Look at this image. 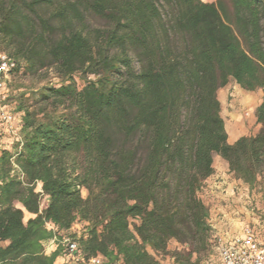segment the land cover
<instances>
[{
	"label": "trees",
	"instance_id": "trees-1",
	"mask_svg": "<svg viewBox=\"0 0 264 264\" xmlns=\"http://www.w3.org/2000/svg\"><path fill=\"white\" fill-rule=\"evenodd\" d=\"M230 2L0 0L11 75L61 78L20 94L0 147V264H57L63 246L46 247L65 233L111 264H163L171 240L187 246L174 264L212 252L214 156L250 187L264 175V0ZM231 80L263 90L259 132L233 144L218 96Z\"/></svg>",
	"mask_w": 264,
	"mask_h": 264
},
{
	"label": "rangeland",
	"instance_id": "rangeland-1",
	"mask_svg": "<svg viewBox=\"0 0 264 264\" xmlns=\"http://www.w3.org/2000/svg\"><path fill=\"white\" fill-rule=\"evenodd\" d=\"M205 2H215L222 1L226 7L228 14L231 15L232 5L230 0H203ZM5 52V50L0 48V53ZM77 82L79 86H83L84 82L81 80L79 75H76ZM61 83V78L56 74L53 68H44L39 73L35 75L24 74L20 72L15 76H11L8 81V92H9V103L13 110L17 111V107L20 103V94L26 92L27 95L37 92L39 89L47 85L58 86ZM225 90V98L223 100L222 106V116L225 122L230 124H238L241 128V134L243 135H254L260 130L257 129V125L261 127L256 118V108L261 103L263 98V90L257 89L255 91H249L241 88L234 80H231L225 87L221 88V91ZM254 98L253 101L249 102V97ZM248 99V100H247ZM22 116V115H21ZM231 130V129H230ZM17 137L16 134L10 133L8 130H0V147H12L14 139ZM40 188V186H38ZM207 188V187H206ZM256 195V201H253L254 205H249L250 208H255V213L260 212L257 210L258 206L263 205L264 200V175L260 176L258 181L251 187ZM206 190H204L205 192ZM204 193H202L203 195ZM86 195V192H83ZM206 195V192H205ZM47 204V198L44 196L42 199L41 206L44 207ZM29 214H25V218H28ZM261 224L264 226V216L259 218ZM75 229L79 232L85 230V224L81 221L77 222ZM264 232V229H262ZM48 247V244H47ZM46 247V248H47ZM186 245H182L176 240H171L169 242V252L168 253H154L155 256L162 261L163 264H174V258L172 257V252L175 250H184ZM213 252V251H212ZM209 253L202 257V260L198 264H208L209 261L215 260L216 254Z\"/></svg>",
	"mask_w": 264,
	"mask_h": 264
},
{
	"label": "built area",
	"instance_id": "built-area-1",
	"mask_svg": "<svg viewBox=\"0 0 264 264\" xmlns=\"http://www.w3.org/2000/svg\"><path fill=\"white\" fill-rule=\"evenodd\" d=\"M15 68V60L5 52L0 53V130L5 128L18 135L21 113L10 107L7 86ZM52 242H60L63 246L65 264H111L101 255H84L78 241L66 233L62 239L56 234ZM212 242V253L216 257L208 264H264V232L253 225L246 226L236 235H221L213 231Z\"/></svg>",
	"mask_w": 264,
	"mask_h": 264
},
{
	"label": "crops",
	"instance_id": "crops-1",
	"mask_svg": "<svg viewBox=\"0 0 264 264\" xmlns=\"http://www.w3.org/2000/svg\"><path fill=\"white\" fill-rule=\"evenodd\" d=\"M225 93V90H219L221 106H223ZM247 96L250 98L249 102L254 100L252 96ZM226 128L228 142L231 144L243 135L240 133V126L236 123H231V125L226 123ZM259 128L260 126L257 125V129ZM214 168V174L207 179L206 195L205 192L201 195L210 207V222L213 231L221 235H236L241 233L246 226L253 225L262 232L264 226L259 218L264 216V200L263 205L257 207L260 212L255 213V208L249 206L254 205L253 201H256L253 189L237 179L230 171L228 162L218 154L214 156ZM55 248L56 243L51 241L46 250L51 253ZM64 261V256H61L57 259V264H65Z\"/></svg>",
	"mask_w": 264,
	"mask_h": 264
}]
</instances>
